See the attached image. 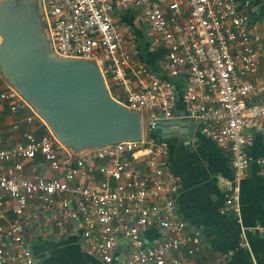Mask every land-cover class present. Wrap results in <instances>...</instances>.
<instances>
[{
    "label": "built area",
    "instance_id": "2783aa9c",
    "mask_svg": "<svg viewBox=\"0 0 264 264\" xmlns=\"http://www.w3.org/2000/svg\"><path fill=\"white\" fill-rule=\"evenodd\" d=\"M45 2L52 49L60 57L97 62L110 94L140 113L143 125L146 114L147 135L156 121L174 116L179 95L172 79H185L180 97L186 108L201 132L231 154L220 211L235 212L242 224L241 183L252 161L246 129L264 139V84L247 79L264 58V33L237 0ZM245 4L258 12L249 0ZM126 8L147 23L151 46L165 50L167 78L140 58L135 34L120 15ZM0 99L12 112L27 104L33 111L27 121L47 126L1 72ZM13 127L20 129L19 123ZM47 129L42 135L22 130L19 141L0 146V212L6 196L15 201L14 217L0 224V264H39L29 236L46 231L60 239L74 224L82 248L104 264H185L176 252L199 251L200 233L188 228L176 204L180 182L164 141L144 134L75 153ZM256 162L264 174V158ZM149 228L160 231L154 243L146 238Z\"/></svg>",
    "mask_w": 264,
    "mask_h": 264
},
{
    "label": "crops",
    "instance_id": "0c3cea01",
    "mask_svg": "<svg viewBox=\"0 0 264 264\" xmlns=\"http://www.w3.org/2000/svg\"><path fill=\"white\" fill-rule=\"evenodd\" d=\"M246 1L237 0L239 9L249 15L251 24H255L259 32L264 33V0H249L250 5L258 7L257 13H251V6H247ZM120 15L135 34L140 58L159 76L167 78L161 64L165 50L151 46L147 23L140 21L135 8L123 9ZM247 79L264 84V58L257 73L248 75ZM172 80L179 95L176 110L183 112L187 108L180 94L185 79L179 77ZM29 116H33V111L27 104H22L17 112H12L9 102L0 99V146L8 147L19 141L22 130L39 134L43 124L37 118L28 122ZM15 123H19L20 129L13 127ZM246 134L252 138L246 147L252 161L241 183L242 224L235 212L220 211L227 189L223 181L232 176L231 154L220 149L200 128L194 136L186 135L183 139L179 136L167 139L157 137L168 145L170 167L180 182L176 198L179 213L190 230L200 233L201 246L198 252L189 254L186 249H182L175 253L185 264H216L218 260L224 264H264V174L256 162L258 158H264V139L251 129H246ZM14 205L15 201L6 196V206L0 212V224L14 217ZM47 225V221L42 222L43 227ZM52 230L57 232L58 229ZM47 233L34 232L29 236L30 246L39 264H104L82 248L81 228L77 224L73 227L69 225L60 239ZM159 237L158 228L147 229L149 243L156 242ZM244 239L248 246L242 244Z\"/></svg>",
    "mask_w": 264,
    "mask_h": 264
},
{
    "label": "water",
    "instance_id": "95a60500",
    "mask_svg": "<svg viewBox=\"0 0 264 264\" xmlns=\"http://www.w3.org/2000/svg\"><path fill=\"white\" fill-rule=\"evenodd\" d=\"M42 14V0H0V72L6 82L75 153L142 139L140 113L110 94L97 62L58 56ZM200 126L188 109H175L152 132L183 139Z\"/></svg>",
    "mask_w": 264,
    "mask_h": 264
},
{
    "label": "rangeland",
    "instance_id": "374dc122",
    "mask_svg": "<svg viewBox=\"0 0 264 264\" xmlns=\"http://www.w3.org/2000/svg\"><path fill=\"white\" fill-rule=\"evenodd\" d=\"M45 10L46 9V2H45V0H42V10ZM138 14H139V12H138ZM42 16H43V18L45 19V16H44V13L42 14ZM44 25H46V23L44 24ZM147 124V116H146V114H145V116H144V126ZM145 135H146V137H149L148 135H147V129L145 128Z\"/></svg>",
    "mask_w": 264,
    "mask_h": 264
},
{
    "label": "trees",
    "instance_id": "16d2710c",
    "mask_svg": "<svg viewBox=\"0 0 264 264\" xmlns=\"http://www.w3.org/2000/svg\"><path fill=\"white\" fill-rule=\"evenodd\" d=\"M47 131H48L47 126L43 125V129L39 132L38 135H42V134L46 133ZM148 136L149 137H156V138L160 137V135H156L154 132L149 133ZM161 140H163V139H161Z\"/></svg>",
    "mask_w": 264,
    "mask_h": 264
}]
</instances>
